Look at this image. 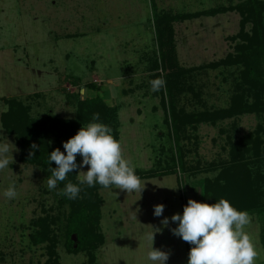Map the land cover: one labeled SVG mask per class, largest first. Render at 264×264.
I'll return each mask as SVG.
<instances>
[{"label":"rangeland","instance_id":"rangeland-1","mask_svg":"<svg viewBox=\"0 0 264 264\" xmlns=\"http://www.w3.org/2000/svg\"><path fill=\"white\" fill-rule=\"evenodd\" d=\"M240 0H0V115L7 110L4 99L23 100L31 114L40 119L54 114L75 117L73 92L95 97L84 84L102 86L106 103L119 109L120 142L124 158L137 170L174 166L172 141L160 96L151 91L149 61L156 55L154 11L193 14L220 6L236 5ZM241 16L233 11L216 16H200L173 24L174 45L179 65L197 69L191 74L186 91L177 100L188 110L227 107L238 83L237 67L211 68L210 65L233 53L240 31ZM80 81V83H76ZM81 85V86H80ZM189 88V87H188ZM38 95V96H34ZM256 115L228 120L212 126L201 124L190 129L184 141L187 169L200 172L141 180L144 190L128 193L115 187L100 191L101 231L105 243L96 251L94 264H153L148 259L153 247L170 253L167 264H188L192 245L173 235L178 223L161 221L179 213L189 199L201 202L204 178L217 172L211 163L229 161L227 136L239 130L241 136L255 129ZM224 131L222 133L221 131ZM0 144H7L9 165L0 170V264H44L46 245L34 246L30 235L33 222L45 216L43 209L57 219L52 229L59 242L62 264H89L87 254H69L64 248L65 212L58 205L57 189L49 190L50 172L19 162V146L5 133L0 122ZM82 163V161H81ZM87 172L89 169H82ZM15 185L18 195L8 199L4 193ZM163 204L161 217L154 206ZM245 228L264 264L260 241L263 224L257 215ZM137 217V218H136Z\"/></svg>","mask_w":264,"mask_h":264},{"label":"trees","instance_id":"trees-1","mask_svg":"<svg viewBox=\"0 0 264 264\" xmlns=\"http://www.w3.org/2000/svg\"><path fill=\"white\" fill-rule=\"evenodd\" d=\"M237 12L241 16L240 31L231 40L235 41L234 51L225 59L211 64V68L237 67L239 69L238 83L227 107L218 109H192L180 106L178 96L186 91L194 92L188 85L190 76L197 69H186L179 65L174 45L175 22L184 19H194L200 16H216L227 12ZM153 26L157 51L149 61L152 80L163 78L166 85L154 96H160L164 109V122L169 127V137L172 141V158L174 166L149 170H137L135 174L141 179H153L174 175L177 169L191 175L201 169H187L184 141L190 139L188 131L196 130L201 124L217 126L218 124L256 115L261 121L254 130L238 135L229 133V161L211 163L208 170L217 172L212 178H204L201 184V202L215 204L219 199H227L239 211H247L257 215L263 224L260 241L264 247V0H240L236 5L220 6L211 10L193 13L177 14L154 11ZM75 82V81H74ZM80 83V81H76ZM81 86V85H80ZM189 87V88H188ZM85 89L97 93L95 97L81 96L73 92L67 94L70 101L75 102V117L65 119L54 114L38 118L31 114V108L23 100L4 99L7 110L0 115L1 126L5 133L13 136L19 146V162L25 165L50 172L57 167L55 162L50 164L49 155L56 148L64 151L63 143L74 137L82 126L93 122V115L98 113V123H103L112 129L115 139L120 141L119 109L106 103L101 95L102 86L95 82L84 84ZM38 96V95H34ZM224 133V131H221ZM36 144L35 155L30 158L31 146ZM66 154V152H65ZM82 161L77 156V163ZM77 175L79 170L69 173L66 180L58 182V205L66 209L64 227V248L69 254L85 253L89 264L96 261V251L105 243V235L101 231L102 205L104 199L100 191L106 189L99 184L89 187L80 184ZM68 182L81 188L75 200H69L59 194ZM114 187V186H111ZM109 187V188H111ZM45 216L33 222L34 230L30 235L34 246L46 245L48 259L44 264H62L58 251L59 242L53 232L57 219L43 209Z\"/></svg>","mask_w":264,"mask_h":264},{"label":"clouds","instance_id":"clouds-1","mask_svg":"<svg viewBox=\"0 0 264 264\" xmlns=\"http://www.w3.org/2000/svg\"><path fill=\"white\" fill-rule=\"evenodd\" d=\"M151 91L158 92L165 87L163 78L151 80ZM93 122L78 131V133L63 143L64 151L56 148L49 155V162H55V168H50L51 175L45 180L49 190H55L58 182H63L69 173L79 170V183L89 187L96 184L104 188L114 186L128 193L142 192L141 179L135 174V167L122 154L121 142L114 138L112 129L96 121L99 114L93 115ZM37 145L31 146L30 158L35 155ZM9 147L0 144V170L5 169L10 160L7 156ZM66 152V154H65ZM82 157V163H77V156ZM88 167L85 172L82 169ZM81 188L68 182L59 194L69 200L78 198ZM4 195L15 199L18 195L15 185H10ZM165 205L154 206V215L161 217ZM137 218V217H136ZM178 223L171 229L173 235L182 238L192 245L188 256V264H255L258 252L253 240L245 228L251 224L252 216L247 211H239L229 200L219 199L215 204L200 203L189 199L184 206L183 214H175L170 219L164 218L161 223L165 227L169 223ZM160 231V229H156ZM148 239L154 243L155 233ZM148 252V259L153 264H167L170 253L155 249Z\"/></svg>","mask_w":264,"mask_h":264}]
</instances>
